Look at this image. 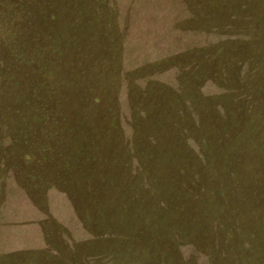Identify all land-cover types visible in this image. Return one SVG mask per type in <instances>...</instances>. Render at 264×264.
Masks as SVG:
<instances>
[{"label":"rangeland","instance_id":"rangeland-1","mask_svg":"<svg viewBox=\"0 0 264 264\" xmlns=\"http://www.w3.org/2000/svg\"><path fill=\"white\" fill-rule=\"evenodd\" d=\"M0 264H264V0H0Z\"/></svg>","mask_w":264,"mask_h":264},{"label":"trees","instance_id":"trees-1","mask_svg":"<svg viewBox=\"0 0 264 264\" xmlns=\"http://www.w3.org/2000/svg\"><path fill=\"white\" fill-rule=\"evenodd\" d=\"M127 63H128V61H126ZM148 64V63H147ZM152 71H155V72H157V73H159L158 71H156V70H152ZM157 73H155V74H157ZM161 73H163V72H161ZM160 74V73H159ZM159 74H157V75H159ZM149 75V74H148ZM163 75H165V74H163ZM148 77V76H147ZM158 84H160V85H162V86H164L165 84L167 85V83H165V82H163V81H158V80H155ZM170 85H173V84H170Z\"/></svg>","mask_w":264,"mask_h":264}]
</instances>
